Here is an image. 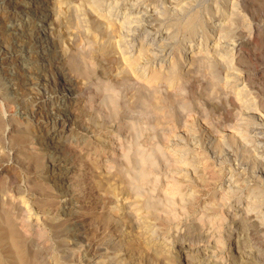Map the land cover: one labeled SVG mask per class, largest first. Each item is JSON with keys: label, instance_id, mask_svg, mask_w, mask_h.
Segmentation results:
<instances>
[{"label": "rangeland", "instance_id": "374dc122", "mask_svg": "<svg viewBox=\"0 0 264 264\" xmlns=\"http://www.w3.org/2000/svg\"><path fill=\"white\" fill-rule=\"evenodd\" d=\"M42 1L0 0V167L13 164L12 167H8L12 170L0 169V193H2L0 194V207L1 201L7 200L10 195L12 196V201L16 204H21L23 210L26 208L24 213L18 212L16 208L17 212H15L16 210L14 209L13 213L15 212V217H21L20 215L24 216L25 214V221L28 220L26 222L27 224H24L28 229L26 226V229L24 227L23 229L26 233L29 231V235L26 236V238L24 235L25 243L23 244L31 264H215V260H219V264H264V244H262L264 243V238H261L260 233L257 234L258 232L256 231L253 232L250 229L245 231L241 227V223L246 220V215L242 213V208H245V205L251 202H256L257 199L260 201L264 198V103L262 104L263 106L260 105V101L264 102V0H185L186 2H183L184 0H153L154 2L149 0L150 4L154 6L152 7L153 11L149 13L145 11L147 9L146 4H141V8L137 9L134 5L135 0H91L90 3L89 0ZM175 1L180 6L177 4L175 5ZM179 1L181 4L178 3ZM170 3H172L171 6L169 5ZM185 4L188 6H186L187 8L184 7ZM87 5L88 7H86ZM115 5L116 8L112 11V16L110 15L108 17L109 19L111 18V20L117 21L119 23L118 25L124 23V27L122 29L121 26L119 27L115 24L114 28L117 33L115 34L117 36H112L111 34L114 33V31H110L111 33L107 35L106 33L108 32L105 31L106 27L104 26L103 28L100 24V22H104L100 14H107L109 8H113ZM181 6H183V8ZM97 7L100 9L99 12H96V9H98ZM93 12L94 14L92 15ZM148 14L153 15L152 17H154V21H156L154 24L148 25L146 21L148 17H150ZM125 16L128 17V22L125 20ZM62 19H64V21ZM76 19L79 21L78 23L81 28H85L84 32L74 35V32V34H72L73 29H70L74 27V21H76ZM230 22L231 26H228ZM134 27L140 29L143 27L141 30L144 29L143 33L135 40L129 38ZM246 27L249 29H246ZM145 28L148 30H145ZM19 35H23L25 38H19ZM105 35L109 38H106ZM79 37L81 39L86 38L90 40L93 39V41L95 40L96 42H93V48L95 47L93 51L95 52L92 53L89 49L86 51V44L84 48H78V46H81L79 43H83L82 45H84L85 42L82 40H86H81ZM168 43L169 46L167 47L169 48L166 47V49H164V46ZM30 44L32 49H30ZM28 45L29 47H27ZM188 45H195L194 48L198 49L196 51L201 52L200 54H202V56L200 57L202 59L200 57L197 58L205 62H200L202 66L199 64V61L194 62L196 59L192 60L189 58V54L193 52L185 51ZM25 46L27 49L24 48ZM242 46L249 55L244 54V61L240 64L236 61V57L239 48ZM141 47L147 50L145 55L148 57L142 54V58L139 61L136 58L139 56V49ZM39 48L40 50L46 48L45 53L40 51ZM76 49H78V51ZM83 49L86 53L82 51ZM21 50L23 51L22 54H26L30 51L32 52H30L31 54L34 53L32 56L35 55V58H31L33 61L31 59L28 61L29 58H26L27 60L23 58L20 54ZM12 51L13 54L11 53ZM79 51L83 53L79 54ZM111 51H113V53ZM10 54L15 56L6 58L3 62L1 61L4 57H9ZM78 55L84 57L80 59ZM85 56L89 57L88 59L91 61V64L94 62L93 68L96 66L94 68V74L97 77H104L106 81L112 83L113 98L117 95V101H114L115 105L113 106L117 108L118 105V109H111V112L107 113L108 115H106V113H101V115L98 108H96L97 110L89 108L92 106L91 104H96L97 101H99V98L95 97V87L87 88L84 84V79L80 77L81 75H77V72L72 68L76 65L75 61H83ZM77 57H79V60H76L78 59ZM125 57L131 60L133 59L132 61L136 63L132 69L128 65V60ZM105 58L107 59L105 60ZM219 59L221 60L219 61ZM85 64H88V62L86 61ZM46 67H48V69H46ZM49 67L53 68L49 69ZM38 68H42L41 70L43 71L40 75H38V73L36 74ZM111 69L113 71H111ZM31 70L33 73L31 72L32 74L29 75ZM105 71L108 74H103ZM150 73L153 75L155 73L158 75L160 74L162 77L153 79V75ZM251 73H258L259 76L252 80L251 75L247 77L248 74ZM22 77L23 79L25 78L27 83L29 81V85H27L24 90H21L19 86V84L23 85L24 83L22 82ZM28 78L29 80H27ZM249 78L251 81L248 80ZM137 79H140L142 84L145 82V85L143 84L144 88H142V85L139 84L138 86V84L135 83ZM214 79L216 81H214ZM42 80H44L45 83ZM195 82H197L199 88H196L198 85ZM39 83L42 85L38 87L37 85ZM145 89H147V91ZM140 90H142V92H140ZM214 90L217 92H214ZM71 93L75 95L74 97L78 98H76L77 101L75 103L68 105L66 99L69 98L68 96ZM146 95H148V98ZM205 95L208 97L205 98ZM172 96H174V98ZM25 97V103H21L22 98ZM101 97L103 99V96ZM36 98L37 100H34ZM152 98H154V102L157 103H153L151 100ZM230 98L233 100L234 105H232ZM246 98L248 101H252L250 105H245L246 107L248 106L247 109L245 106L241 105ZM84 99L86 100V104L83 103L85 102L83 101ZM116 99L114 98V100ZM162 101H164L166 105ZM36 103L39 108L34 106ZM50 104L55 106L54 109L50 108ZM154 104L157 105L153 107ZM137 106H139L140 109ZM36 107L38 110L35 109ZM210 108L212 111H210ZM249 108L251 110L253 108V110L251 111ZM229 109L232 113L227 111ZM180 110L183 111L181 112ZM113 111L114 114H112ZM57 112L62 116L60 118L65 116L71 118V128L64 126L63 129L62 120H58V125L56 124L54 127H52V123H46V121H51L50 116L53 117L54 114H58ZM23 113H26L25 115L29 117L24 120L20 119ZM63 113L65 116H63ZM110 114L113 116L111 117ZM236 115L239 116L237 117ZM105 116H107L106 119H104ZM154 118H156V120ZM217 118H219V120H216ZM234 118L237 120H234ZM223 119L225 121H223ZM127 121L138 130L136 129L133 133L134 137L136 136L135 138L133 134L131 136V134L128 135L123 131L124 134L122 135L121 142H123L125 146L129 142L126 146L129 149H127L128 159L125 158L120 161V159H114L109 146L112 142L116 143L119 139L116 132L117 129L113 127L118 125L119 122ZM110 124H113L112 127ZM140 126L142 128H138ZM220 128L224 130H220ZM12 131L14 134L11 133ZM164 132L167 134L165 135ZM151 133L156 135H154L153 139L150 138L152 137ZM163 133L164 136H161ZM233 133L235 135H233ZM142 134V137L137 136ZM25 136L27 141L23 138ZM137 137V141H133L134 139L136 140ZM14 138H19L18 140L15 139L18 142L13 141ZM21 139L25 140L22 141ZM15 143L16 145H14ZM135 146H138L139 149H136ZM151 146H155L156 148L154 150L150 149L151 151L145 150V148L149 149ZM135 153L136 155L138 154V157L141 155H145L146 157L149 153L146 157L149 160V162H147V167L150 164V173L154 178L153 182L157 180L156 185L154 183H149L143 186L147 188L141 189L139 186L140 184L136 182V178L133 175L135 174L134 171H137L139 159L134 155ZM30 157L33 159H29ZM15 158H17V161ZM167 160L170 162H166ZM15 162L17 165L14 164ZM27 163L29 164L27 165ZM154 165L156 167H154ZM122 174L125 176L123 177ZM126 175L130 179L128 182H131V184L126 183ZM180 176L181 178H179ZM14 179L15 181L13 182ZM173 180L175 181L173 182ZM134 181L135 183L132 184ZM255 182L260 185H258L260 189H257L260 190L258 191L259 195H256V193H258L257 191L251 192V188L253 187L251 184ZM174 183L178 185L177 189L174 193H170L169 187H171V185L173 186ZM127 185L130 187L128 188ZM149 185L152 186L150 187ZM154 185L155 190H153ZM135 187L137 191L139 190L141 193L138 194L139 197L138 195L136 196L137 198L132 197L134 194L131 192L133 188L136 190ZM150 189L154 193H150ZM143 190H145L146 194L149 193L153 195L152 199L154 203H157L158 210L160 208L161 212L153 213V215L147 213L145 215V212H142V214L139 215L141 217H139V223H135L129 213V208L126 207L128 206V201L132 202L133 199L141 201L147 197L148 195L143 193ZM220 191L229 196V198H226L222 207V211L226 213L224 215L225 221L218 232L219 234L217 233V236L211 237L206 234L209 230V227H207L208 225L205 224L207 221L203 222V224L202 222L198 224L196 220L203 215L202 213L205 208L213 210V207L216 205L214 203H217L218 197L221 196L219 195ZM64 192L68 193L65 194ZM188 193L191 195L189 196ZM140 196L142 197L140 198ZM260 196H262V198ZM192 198L194 199L193 201ZM116 201H118V203H116ZM123 204L126 205L124 206ZM170 206L175 208L172 209ZM254 207L248 211V215L259 214V209ZM230 211L231 213L229 215ZM167 214L170 217L167 216L168 220L166 217ZM141 224H143V226ZM145 226H149L153 231L146 232L144 229ZM38 227H41L40 230L44 232L43 235L40 234V236L44 238L40 241L38 240L42 238L35 232L37 231L35 228ZM262 236L264 237V235ZM7 243L8 242H6V244ZM8 244L5 245L4 248L6 251L0 252V260H3L2 263L0 261L1 264H3V262L6 264L5 253L9 251ZM216 244L221 247L217 246L219 256L213 258L210 256H212L211 254L214 252L213 246ZM200 246L202 251L196 249L200 248ZM188 249H192L191 255L193 256L191 257V261L185 262L181 254L185 250V252L189 251ZM2 255L4 256L2 257ZM7 256H9L8 253ZM105 261L107 263H105Z\"/></svg>", "mask_w": 264, "mask_h": 264}, {"label": "bare ground", "instance_id": "6f19581e", "mask_svg": "<svg viewBox=\"0 0 264 264\" xmlns=\"http://www.w3.org/2000/svg\"><path fill=\"white\" fill-rule=\"evenodd\" d=\"M15 1V0H14ZM38 1V0H37ZM42 1V0H41ZM56 1V0H55ZM64 1V0H63ZM80 1V0H79ZM83 1V0H82ZM81 1V2H82ZM86 1V0H85ZM90 1L91 0H89V3H90ZM96 1V0H95ZM98 1V0H97ZM119 1V0H118ZM153 1V0H152ZM151 1V2H152ZM176 1H178V0H176ZM175 1V2H176ZM181 1V0H180ZM180 1L178 2V3H180ZM195 1V0H194ZM42 2H44V0L42 1ZM80 2V3H81ZM122 2V1H121ZM154 2V1H153ZM152 2V3H153ZM172 2V1H171ZM183 2H186L185 0L183 1ZM197 2V1H196ZM236 2V1H235ZM234 2V3H235ZM38 3V2H37ZM84 3V2H83ZM88 3V4H89ZM101 3H102V1H101ZM114 3V2H113ZM118 3V2H117ZM133 3V2H132ZM148 3V4H147ZM165 3V2H164ZM188 3V2H187ZM190 3H191V1H190ZM212 3V2H211ZM1 4V3H0ZM79 4V3H78ZM86 4V3H85ZM119 4H121V3H119ZM130 4V3H129ZM141 4H146V6H147V9L145 10L146 11V13H149V12H152L153 11V8L152 7H154L153 6V4H150V1L149 0H135L134 1V5L137 7V9L138 8H141ZM171 4L172 3H170L169 5L171 6ZM177 4V2L175 3V5ZM181 4V3H180ZM193 4V3H192ZM236 4V3H235ZM62 5V4H61ZM93 5V4H92ZM178 5V4H177ZM182 5H184V4H182ZM238 5V4H237ZM38 6V5H37ZM41 6V5H40ZM75 6H76V4H75ZM134 6V7H135ZM167 6H168V4H167ZM173 6V5H172ZM178 6H180V5H178ZM187 5L185 4V6L184 7H186ZM70 7V6H69ZM78 7V6H77ZM86 7H88V5L86 6ZM91 7H93V6H91ZM95 7V6H94ZM160 7V6H159ZM182 8H183V6H181ZM188 7V6H187ZM186 7V8H187ZM58 8V7H57ZM73 8V7H72ZM98 8V7H97ZM116 8V5H115V7H111V8H109V12L107 13V14H105V15H102V14H100V17H101V19H102V21H104V22H100V24L103 26V28H104V26L106 27V29H105V31H107L108 33H106L107 35L108 34H110L112 31H114V33H112L111 35L113 36V35H116L117 33H116V31H115V24H117V26H121L122 27V29H123V27H124V23L121 25H118L119 23L117 22V21H115V20H111V18L109 19V17L108 16H112V11L114 10ZM133 8V7H132ZM161 8V7H160ZM225 8V7H224ZM235 8V7H234ZM237 8H238V6H237ZM23 9V8H22ZM28 9V8H27ZM37 9V8H36ZM162 9V8H161ZM167 9H168V7H167ZM35 10V9H34ZM46 10V9H45ZM92 10V9H91ZM94 10V9H93ZM99 8L98 9H96V12L98 11L99 12ZM129 10H131V9H129ZM129 10H127V11H129ZM178 10V9H177ZM179 10H181V9H179ZM185 10V9H184ZM192 10V9H191ZM233 10V9H232ZM59 11H60V9H59ZM95 11V10H94ZM161 11H163V10H161ZM170 11V10H169ZM172 11V10H171ZM238 11V10H237ZM237 11H235V12H237ZM28 12V11H27ZM35 12H37V11H35ZM57 12V11H56ZM179 12H181V11H179ZM253 12V11H252ZM47 13V12H46ZM45 13V14H46ZM61 13V12H60ZM101 13V12H100ZM116 13V12H115ZM163 13H165V12H163ZM218 13V12H217ZM255 13V12H254ZM49 14V13H48ZM51 14V13H50ZM94 14V12L92 13V15ZM150 14H152V13H150ZM154 14V13H153ZM66 15V14H65ZM149 15V14H148ZM166 15V14H165ZM181 15V14H180ZM196 15V14H195ZM242 15V14H241ZM262 15V14H261ZM46 16V15H45ZM124 16V15H123ZM131 16V15H130ZM150 17H148V19L146 20L147 21V23H148V25L149 24H154L156 21H154L155 19H154V17H152L153 15H149ZM161 16V15H160ZM238 16H239V14H238ZM41 17V16H40ZM50 17H51V15H50ZM57 17V16H56ZM62 17V16H61ZM60 17V18H61ZM138 17H139V15H138ZM159 17V16H158ZM164 17V16H163ZM163 17H162V19H163ZM234 17V16H233ZM237 17V16H236ZM59 18V17H58ZM83 18V17H82ZM125 18V20L128 22L129 20H128V17H124ZM147 18V17H146ZM181 18V17H180ZM235 18V17H234ZM238 18V17H237ZM53 19V18H52ZM79 19V18H78ZM92 19H94V18H92ZM236 19V18H235ZM239 19V18H238ZM248 19V18H247ZM60 20V19H59ZM63 21H64V19H62ZM95 20V19H94ZM99 20V19H98ZM98 20H96V21H98ZM158 20V19H157ZM229 20V19H228ZM5 21V20H4ZM40 21V20H39ZM145 21V20H144ZM177 21V20H176ZM230 21V20H229ZM233 21V20H232ZM231 21V22H232ZM239 21V20H238ZM75 22V25H74V27L72 28L71 27V29L70 30H72V34H74V35H76V33H81V32H84V28L82 27L81 28V26H80V24L78 23L79 21L76 19V21H74ZM85 22V21H84ZM131 22V21H130ZM192 22V21H191ZM201 22V21H200ZM231 22H230V24L228 25V26H231ZM234 22V21H233ZM5 23V22H4ZM41 23V22H40ZM47 23V22H46ZM92 23V22H91ZM96 23V22H95ZM171 23V22H170ZM186 23V22H185ZM223 23V22H222ZM226 23V22H225ZM224 23V24H225ZM229 23V22H228ZM227 23V24H228ZM242 23V22H241ZM71 24H72V22H71ZM127 24V23H126ZM239 24V23H238ZM101 25H99V26H101ZM130 25V24H129ZM175 25V24H174ZM226 25V24H225ZM235 25V24H234ZM45 26H47V25H45ZM68 26H72V25H68ZM116 26V27H117ZM127 26H128V24H127ZM126 26V27H127ZM131 26H132V24H131ZM51 27V26H50ZM255 27V26H254ZM40 28V27H39ZM51 28H53V27H51ZM68 28V27H67ZM70 28V27H69ZM118 28V27H117ZM143 28V27H142ZM141 28V29H142ZM148 28V27H147ZM177 28H178V26H177ZM220 28V27H219ZM238 28V27H237ZM243 28V27H242ZM248 27H246V29H247ZM101 29V28H100ZM128 29H129V27H128ZM140 28H137V27H134L133 28V31L131 32V35H129V38H132V39H136V38H138L142 33H143V31H144V29L143 30H141ZM153 29V28H152ZM185 29V28H184ZM234 29H235V27H234ZM249 29V28H248ZM81 30H83V31H81ZM103 30V29H102ZM117 30V29H116ZM126 30V29H125ZM145 30H148V29H146L145 28ZM244 30V29H243ZM111 31V32H110ZM178 31V30H177ZM183 31V30H182ZM5 32V31H4ZM74 32V33H73ZM181 32V31H180ZM226 32H227V30H226ZM225 32V33H226ZM250 32V31H249ZM3 33V32H2ZM66 33V32H65ZM86 33V32H85ZM116 33V34H115ZM121 33H122V30H121ZM175 33V32H174ZM178 33H179V31H178ZM7 34V33H6ZM84 34V33H83ZM196 34V33H195ZM107 35H105L106 36V38L108 37ZM209 35V34H208ZM220 35V34H219ZM20 36V35H19ZM69 36V35H68ZM87 36V35H86ZM85 36V37H86ZM100 36V35H99ZM104 36V35H103ZM102 36V37H103ZM117 36V35H116ZM191 36V35H190ZM222 36V35H221ZM9 37V36H8ZM40 37V36H39ZM42 37V36H41ZM77 37V36H76ZM90 38H92L91 36H89ZM111 37V36H110ZM115 37V36H114ZM19 38H25V37H23V35H21ZM36 38V37H35ZM34 38V39H35ZM73 38V37H72ZM78 38V37H77ZM88 38V37H87ZM95 38H96V36H95ZM109 38V37H108ZM210 38V37H209ZM37 39V38H36ZM43 39V38H42ZM42 39H40V40H42ZM53 39V38H52ZM73 39H75V38H73ZM79 39H81L80 37H79ZM82 39H86V38H82ZM81 39V40H82ZM104 39V38H103ZM128 39V38H127ZM228 39V38H227ZM9 40V39H8ZM22 40V39H21ZM90 39H86V40H82V41H84L85 43H84V45H82L83 43H79V45H81V46H78V44H77V46H78V48L80 47V48H84L85 47V44L87 45V47H85V50L86 51H88V49H89V51L91 50V52L93 53V52H95V51H93L94 50V48H93V46H94V44H93V42L95 41H93V39L92 40H90ZM110 40V39H109ZM113 40V39H112ZM118 40V39H117ZM129 40V39H128ZM165 40V39H164ZM23 41H25V40H23ZM44 41V40H43ZM55 41V40H54ZM77 41V40H76ZM82 41H80V42H82ZM87 41V42H86ZM101 41H102V39H101ZM108 41V40H107ZM160 41V40H159ZM257 41V40H256ZM50 42H52V41H50ZM96 42V41H95ZM116 42V41H115ZM175 42V41H174ZM206 42V41H205ZM218 42V41H217ZM224 42V41H223ZM75 43V42H74ZM114 43V42H113ZM215 43V42H214ZM108 44V43H107ZM117 44V43H116ZM120 44V43H119ZM184 44V43H183ZM224 44H226V43H224ZM50 45V44H49ZM52 45V44H51ZM206 45V44H205ZM208 45V44H207ZM1 46V45H0ZM55 46H57V45H55ZM77 46H75V47H77ZM104 46V45H103ZM119 46V45H118ZM163 46V45H162ZM167 46H169V43L167 44V45H165L164 46V49H166V47ZM27 47H29V45L27 46ZM35 47V46H34ZM48 47V46H47ZM53 47V46H52ZM156 47V46H155ZM195 47V45H188L187 46V49L185 50V51H191V52H193V53H191V54H189V58H191L192 60H194V59H196V60H194V62L196 61V62H198L199 61V64H200V62L201 63H205V62H202V60L200 61V56H202V54H200L201 52L200 51H196V50H198V49H196V48H194ZM24 48H26V46L24 47ZM37 48H38V46H37ZM98 48V47H97ZM101 48H102V46H101ZM111 48V47H110ZM109 48V49H110ZM148 48V47H147ZM167 48H169V47H167ZM203 48V47H202ZM205 48V47H204ZM8 49V48H7ZM17 49V48H16ZM27 49V48H26ZM30 49H32V47H31V44H30ZM54 49V48H53ZM103 49V48H102ZM139 49V48H138ZM207 49V48H206ZM215 49H217V48H215ZM38 50V49H37ZM39 50H40V48H39ZM45 50H46V48H43V50L41 49L40 51H42L43 53H45ZM50 50H51V48H50ZM77 51H78V49H76ZM84 49L82 50V51H84L85 53H86V51H85ZM117 50V49H116ZM122 50V49H121ZM212 50V49H211ZM35 51V50H34ZM76 51V52H77ZM80 52L79 51V54L80 53H83V52ZM208 51H209V49H208ZM25 52H28V51H25ZM31 52V51H30ZM30 52H28V53H26V54H22L23 53V51L21 50L20 51V54L23 56V58H29L28 59V61L32 58V57H34V56H32L33 54H31ZM91 52H90V54H91ZM112 53H113V51H111ZM117 52V51H116ZM119 52V51H118ZM133 52V51H132ZM138 52V51H137ZM145 52H147V50H145V48L144 49H142V47L139 49V56H138V58H136V59H138L139 61H140V59L142 58L141 56H142V54H144L145 55ZM247 51H245L244 50V48H243V46L242 47H240L239 48V52H238V55H237V57H236V61L238 62V63H240L241 64V62L242 61H244V59H243V57H244V54H248V53H246ZM7 53V52H6ZM12 54H13V51L11 52ZM37 53V52H36ZM78 53V52H77ZM108 53V52H107ZM115 53V52H114ZM186 53V52H185ZM15 54V53H14ZM51 54V53H50ZM55 54V53H54ZM53 54V55H54ZM76 54V53H75ZM106 54V53H105ZM119 54V53H118ZM130 54V53H129ZM147 54V53H146ZM225 54V53H224ZM6 55V54H5ZM8 55H9V53H8ZM45 55H47V54H45ZM89 55V54H88ZM108 55V54H107ZM122 55V54H121ZM120 55V56H121ZM126 55V54H125ZM191 55V56H190ZM249 55V54H248ZM247 55V56H248ZM15 55H11L10 54V56L9 57H4L1 61L3 62L4 60H6V58H12V57H14ZM79 56V55H78ZM80 56H82V55H80ZM79 56V57H80ZM124 56V55H123ZM145 56H147V55H145ZM151 56V55H150ZM203 56H204V54H203ZM215 56V55H214ZM43 57H45V56H43ZM79 57H77L78 59H76V60H79ZM84 57V56H83ZM83 57H80V59H82ZM99 57V56H98ZM116 57V56H115ZM134 57H136V56H134ZM148 57V56H147ZM146 57V58H147ZM197 57H200L199 59L197 58ZM205 57H207V56H205ZM35 58V57H34ZM39 58V57H38ZM46 58V57H45ZM89 57H86L85 56V59L83 60V61H75L76 62V65L74 66V67H72L73 69H74V71L75 72H77V75L79 74V76L81 77V78H83L84 80L83 81H85L84 82V84H85V86H87V88L89 87V88H93V87H95V89L94 90H96V95H95V97H98L99 98V101H97V103L95 104H91L92 106H87V107H89L90 109H96V108H98L99 109V111H100V114L101 113H106V115H108L107 113L108 112H111V109L113 110H116V109H118V105H117V108H116V106H113V105H115L114 104V101H117V99H116V97H117V95H116V97H114L116 100H114V98H113V96L114 95H112V93H113V88H112V86H111V82H108V81H106V79L104 78V77H97L95 74H94V68L96 67V66H94V68H93V64H94V62H92V64H91V61L88 59ZM127 60H128V65L130 66V68L132 69L133 68V66H134V64H136L134 61H132L130 58H127V57H125ZM216 58H218V57H216ZM228 58V57H227ZM18 59V58H17ZM26 59V60H27ZM33 59V58H32ZM31 59V60H32ZM43 59V58H42ZM70 59V58H69ZM68 59V60H69ZM98 59V58H97ZM107 58H105V60H106ZM114 59V58H113ZM122 59H123V57H122ZM148 59V58H147ZM154 59V58H153ZM202 59V58H201ZM88 62V64H85L86 63V61ZM125 60V59H124ZM123 60V61H124ZM135 60V59H134ZM190 60V59H189ZM221 59H219V61H220ZM33 61V60H32ZM44 61V60H43ZM45 61H46V59H45ZM50 61V60H49ZM116 61V60H115ZM181 61V60H180ZM226 61V60H225ZM24 62V61H23ZM27 62V61H26ZM35 62V61H34ZM48 62V61H47ZM69 62V61H68ZM75 62H73V63H75ZM114 62V61H113ZM117 62V61H116ZM214 62V61H213ZM224 62V61H223ZM104 63V62H103ZM102 63V64H103ZM109 63V62H108ZM139 63V62H138ZM183 63V62H182ZM225 63V62H224ZM5 64V63H4ZM101 64V63H100ZM239 64V65H240ZM246 64V63H245ZM115 65V64H114ZM140 65V64H139ZM198 65V64H197ZM201 65V64H200ZM207 65H208V63H207ZM211 65V64H210ZM222 65H223V63H222ZM231 65V64H230ZM233 65V64H232ZM104 66V65H103ZM106 66V65H105ZM110 66V65H109ZM119 66V65H118ZM121 66V65H120ZM125 66V65H124ZM202 66V65H201ZM214 66V65H213ZM26 67V66H25ZM139 67V66H138ZM147 67V66H146ZM230 67V66H229ZM50 68H53V67H49V69ZM101 68H103V67H101ZM128 68V67H127ZM220 68V67H219ZM222 68V67H221ZM23 69V68H22ZM25 69V68H24ZM42 69V68H41ZM41 69H39L38 68V70H37V72H36V74L38 73V75H40V73L41 72H43ZM46 69H48V67H46ZM106 69V68H105ZM109 69V68H108ZM122 69V68H121ZM197 69H198V67H197ZM201 69V68H200ZM205 69V68H204ZM209 69V68H208ZM218 69V68H217ZM231 69H232V67H231ZM19 70H21V69H19ZM44 70V69H43ZM101 70V69H100ZM107 70V69H106ZM127 70V69H126ZM195 70V69H194ZM206 70V69H205ZM216 70V69H215ZM227 70V69H226ZM239 70V69H238ZM36 71V70H35ZM34 71V72H35ZM99 71V70H98ZM111 71H113L112 69H111ZM121 71V70H120ZM130 71V70H129ZM159 71V70H158ZM185 71V70H184ZM208 71V70H207ZM206 71V72H207ZM28 72V71H27ZM32 70L30 71V73H29V75H31L32 73ZM70 72V71H69ZM97 72V71H96ZM107 72L109 73V71L107 70ZM106 71L105 72H103V74L105 73V75H106V73H107ZM196 72H197V70H196ZM198 72H200V71H198ZM214 72V71H213ZM257 72V71H256ZM72 73V72H71ZM107 73V74H108ZM192 73V72H191ZM35 74V73H34ZM42 74H44V73H42ZM94 74V75H93ZM102 74V75H103ZM123 74V73H122ZM150 74H152V73H150ZM166 74V73H165ZM198 74V73H197ZM196 74V75H197ZM215 74V73H214ZM27 75V74H26ZM98 75V74H97ZM101 75V74H100ZM116 75V74H115ZM126 75V74H125ZM153 75V74H152ZM194 75V74H193ZM250 75H251V79L253 80V79H255V78H257L258 76H259V74L257 73V74H248V76L247 77H250ZM34 76V75H33ZM42 76V75H41ZM99 76V75H98ZM104 76V75H103ZM111 76V75H110ZM130 76V75H129ZM165 76V75H164ZM163 76V77H164ZM200 76V75H199ZM203 76V75H202ZM210 76V75H209ZM16 77V76H15ZM25 77V76H24ZM31 77V76H30ZM29 77V78H30ZM44 77V76H43ZM106 77V76H105ZM162 76L159 74H154L153 75V79H157V78H161ZM205 77V76H204ZM208 77V76H207ZM213 77H214V75H213ZM29 78L27 79V80H29ZM40 78V77H39ZM42 78V77H41ZM130 78V77H129ZM138 78V77H137ZM171 78H173V77H171ZM218 78V77H217ZM43 79V78H42ZM48 79V78H47ZM116 79V78H115ZM127 79V78H126ZM224 79V78H223ZM247 79V78H246ZM16 80V79H15ZM25 78L23 79V77H22V82H24L23 83V85H20L19 84V86H20V89L21 90H24V89H26V86L27 85H29L28 83H29V81H28V83H27V81H26V83H25ZM31 80H32V78H31ZM30 80V81H31ZM39 80V79H38ZM119 80V79H118ZM123 80V79H122ZM128 80V79H127ZM192 80V79H191ZM204 80V79H203ZM208 80V79H207ZM227 80V79H226ZM248 80H250V78L248 79ZM247 80V81H248ZM21 81V80H20ZM41 81V80H40ZM39 81V82H40ZM43 82H44V80H42ZM116 81V80H115ZM163 81V80H162ZM214 81H216L215 79H214ZM218 81V80H217ZM222 81V80H221ZM251 81V80H250ZM42 82V83H43ZM51 82V81H50ZM119 82V81H118ZM124 82V81H123ZM126 82V81H125ZM130 82V81H129ZM142 82V81H141ZM140 82V79H137L136 80V84H138V86H139V84L140 85H142V88H144V85L142 84ZM201 82V81H200ZM226 82V81H225ZM253 82V81H252ZM34 83V82H33ZM45 83V82H44ZM43 83V84H44ZM121 83V82H120ZM131 83V82H130ZM135 83H134V85H135ZM196 84H197V82H195ZM211 83V82H210ZM219 83H221V82H219ZM36 84V83H35ZM83 84V85H84ZM116 84V83H115ZM125 84V83H124ZM195 84V85H196ZM212 84H213V82H212ZM31 85V84H30ZM42 85V84H41ZM40 85V83L37 85L38 87L39 86H41ZM81 85V84H80ZM198 85V84H197ZM262 85V84H261ZM32 86V85H31ZM205 86V85H204ZM216 86V85H215ZM54 87V86H53ZM117 87V86H116ZM146 87V86H145ZM149 87V86H148ZM218 87V86H217ZM35 88H36V86H35ZM196 88H199V85H198V87H196ZM205 88V87H204ZM206 88H208V87H206ZM218 88H220V87H218ZM48 89V88H47ZM50 89V88H49ZM118 89V88H117ZM140 89V88H139ZM210 89V88H209ZM214 89V88H213ZM212 89V90H213ZM58 90V89H57ZM123 90V89H122ZM126 90H128V89H126ZM137 90V89H136ZM135 90V91H136ZM146 91H147V89H145ZM162 90V89H161ZM163 90H165V89H163ZM168 90V89H167ZM167 90H166V92H167ZM184 90V89H183ZM188 90V89H187ZM191 90H195V89H191ZM212 90H211V92H212ZM219 90V89H218ZM81 91V90H80ZM116 91V90H115ZM119 91V90H118ZM120 91H121V88H120ZM156 91V90H155ZM159 91H160V89H159ZM190 91V90H189ZM231 91V90H230ZM122 92V91H121ZM128 92V91H127ZM137 92V91H136ZM140 92H142V90H140ZM153 92V91H152ZM151 92V93H152ZM187 92V91H186ZM192 92H194V91H192ZM214 92H217L216 90H214ZM70 93V92H69ZM119 93V92H118ZM162 93H163V91H162ZM172 93V92H171ZM176 93V92H175ZM226 93V92H225ZM228 93V92H227ZM104 94V95H103ZM120 94V93H119ZM123 94V93H122ZM140 94V93H139ZM156 94V93H155ZM180 94V93H179ZM182 94V93H181ZM191 94V93H190ZM193 94V93H192ZM237 94V93H236ZM45 95V94H44ZM109 95V96H108ZM144 95V94H143ZM148 95H150V94H148ZM148 95H146L147 96V98H148ZM152 95V94H151ZM154 95V94H153ZM164 95H165V93H164ZM168 95V94H167ZM174 95V94H173ZM176 95H177V93H176ZM176 95H175V98H176ZM184 95V94H183ZM194 95V94H193ZM206 95H208V94H206ZM206 95H205V98H207L206 97ZM211 95H213V94H211ZM231 95V94H230ZM75 95L73 94V93H71L68 97V99H66L67 100V103H68V105H70L71 103L73 104V103H75L77 100H76V98H78V97H74ZM77 96H79V95H77ZM101 96H103V99H102V97ZM125 96V95H124ZM145 96V95H144ZM182 96V95H181ZM185 96H187V95H185ZM192 96V95H191ZM190 96V97H191ZM66 97H67V95H66ZM94 97V98H95ZM139 97H141V96H139ZM151 97V96H150ZM149 97V98H150ZM153 97V96H152ZM157 97H158V95H157ZM169 97V96H168ZM173 98H174V96H172ZM179 97V96H178ZM100 98H101V100H100ZM171 98V97H170ZM197 98V97H196ZM235 98V97H234ZM256 98V97H255ZM261 98V97H260ZM26 99V97L25 98H22V100H21V103H25V100ZM134 99V98H133ZM142 99V98H141ZM155 99H156V97H155ZM168 99V98H167ZM166 99V100H167ZM179 99V98H178ZM177 99V100H178ZM210 99V98H209ZM13 100V99H12ZM33 100V99H32ZM34 100H37V98L36 99H34ZM90 100V99H89ZM98 100V99H97ZM121 100H123V99H121ZM132 100V99H131ZM130 100V101H131ZM152 101H153V103H157V102H154V98H152L151 99ZM151 100H149V101H151ZM163 100V99H162ZM172 100V99H171ZM173 100H175V99H173ZM181 100V99H180ZM230 100H231V103H232V105H234L233 104V100L230 98ZM252 100V99H251ZM263 100V99H262ZM83 101H85V102H83V103H85L86 104V100L84 99ZM88 101V100H87ZM136 101V100H135ZM141 101V100H140ZM148 101V102H149ZM156 101V100H155ZM186 101V100H185ZM202 101V100H201ZM228 101V100H227ZM20 102V101H19ZM28 102H29V100H28ZM126 102V101H125ZM162 102H164V101H162ZM190 102V101H189ZM216 102V101H215ZM251 102L252 101H248L247 100V98L246 99H244V101L241 103V105L242 106H245V105H250L251 104ZM30 103V102H29ZM88 103V102H87ZM142 103V102H141ZM150 103V102H149ZM152 103V102H151ZM165 103V102H164ZM206 103V102H205ZM213 103V102H212ZM217 103V102H216ZM236 103V102H235ZM264 102L263 101H260V105H262ZM117 104V103H116ZM125 104V103H124ZM139 104V103H138ZM144 104V103H143ZM175 104V103H174ZM179 104V103H178ZM193 104V103H192ZM211 104V103H210ZM221 104V103H220ZM223 104V103H222ZM15 105V104H14ZM61 105V104H60ZM65 105V104H64ZM126 105V104H125ZM142 105V104H141ZM153 105V104H152ZM157 105V104H156ZM155 104H154V106L153 107H155L156 106ZM165 105H166V103H165ZM183 105H186V104H183ZM228 105V104H227ZM24 106V105H23ZM34 106H37V103L36 104H34ZM50 106V108H52V109H54V107L55 106H53L52 104H50L49 105ZM83 106V105H82ZM112 106H113V108H112ZM130 106V105H129ZM135 106V105H134ZM144 106V105H143ZM191 106V105H190ZM224 106V105H223ZM222 106V107H223ZM241 106V107H242ZM263 106V105H262ZM38 107V106H37ZM35 108L36 110H38V108ZM67 107V106H66ZM115 107V108H114ZM138 108H139V106H137ZM148 107V106H147ZM146 107V108H147ZM151 107V106H150ZM176 107H177V105H176ZM179 107V106H178ZM192 107V106H191ZM219 107V106H218ZM228 107V106H227ZM240 107V108H241ZM246 107V106H245ZM248 107V106H247ZM247 107H246V109H247ZM123 108V107H122ZM136 108V107H135ZM142 108V107H141ZM157 108V107H156ZM162 108V107H161ZM214 108V107H213ZM263 108V107H262ZM32 109V108H31ZM137 109V108H136ZM140 109V108H139ZM149 109V108H148ZM171 109V108H170ZM169 109V110H170ZM190 109V108H189ZM211 109V108H210ZM216 109V108H215ZM224 109V108H223ZM250 109V108H249ZM97 110V109H96ZM102 110V111H101ZM129 110H130V108H129ZM144 110V109H143ZM142 110V111H143ZM155 110V109H154ZM172 110V109H171ZM179 110V109H178ZM186 110H187V108H186ZM185 110V111H186ZM203 110V109H202ZM205 110V109H204ZM214 110V109H213ZM218 110H220V109H218ZM232 110H234V109H232ZM242 110V109H241ZM251 110V109H250ZM252 110H253V108H252ZM251 110V111H252ZM259 110V109H258ZM167 111V110H166ZM177 111V110H176ZM181 111V110H180ZM183 111V110H182ZM181 111V112H182ZM210 111H212V109L210 110ZM227 111H229L230 113H232L231 112V110L229 109V110H227ZM239 111V110H238ZM247 111V110H246ZM251 111H250V113H251ZM257 111V110H256ZM46 112H48V111H46ZM144 112V111H143ZM203 112V111H202ZM201 112V113H202ZM205 112V111H204ZM219 112V111H218ZM237 112V111H236ZM243 112V111H242ZM56 113V112H55ZM58 114H54L53 115V117L52 116H50L51 117V121H46V123H52V127H54L56 124H57V122H58V120H62L63 121V129H64V126L65 127H69V128H71L70 127V125H72V120H71V118H68V116H65V114L63 113V116H65V117H63V118H60V117H62V116H60V113L59 112H57ZM153 113V112H152ZM170 113V112H169ZM177 113V112H176ZM185 113V112H184ZM183 113V114H184ZM190 113V112H189ZM208 113V112H207ZM235 113V112H234ZM247 113V112H246ZM26 114V113H25ZM24 113L22 114V117H20V119H22V120H24L25 118H27V117H29V116H27V115H25ZM70 114V113H69ZM112 114H114V111H113V113ZM149 114V113H148ZM156 114V113H155ZM163 114V113H162ZM165 114V113H164ZM181 114V113H180ZM193 114V113H192ZM217 114V113H216ZM61 115H62V113H61ZM68 115V114H67ZM102 115V114H101ZM111 115V114H110ZM125 115V114H124ZM126 115H127V113H126ZM176 115V114H175ZM186 115V114H185ZM194 115V114H193ZM200 115H202V114H200ZM221 115V114H220ZM253 115V114H252ZM259 115V114H258ZM72 116V115H71ZM113 115H111V117H112ZM144 116V115H143ZM168 116H169V114H168ZM177 116V115H176ZM180 116V115H179ZM205 116H207V115H205ZM215 116V115H214ZM237 116V115H236ZM239 116V115H238ZM237 116V117H238ZM249 116V115H248ZM19 117V116H18ZM106 117L107 116H105L104 117V119H106ZM148 117V116H147ZM150 117H151V115H150ZM158 117V116H157ZM183 117V116H182ZM47 118V117H46ZM101 118V117H100ZM116 118V117H115ZM161 118V117H160ZM164 118H166V117H164ZM179 118V117H178ZM189 118V117H188ZM207 118V117H206ZM214 118V117H213ZM73 119V118H72ZM102 119V118H101ZM103 119V120H104ZM135 119H137V118H135ZM150 119V118H149ZM155 120H156V118H154ZM163 119V118H162ZM172 119V118H171ZM191 119V118H190ZM189 119V120H190ZM236 118H234V120H235ZM28 120V119H27ZM108 120V119H107ZM111 120V119H110ZM161 120V119H160ZM164 120V119H163ZM167 120H169V119H167ZM210 120V119H209ZM213 120V119H212ZM216 120H219V118H217ZM221 120V119H220ZM237 120V119H236ZM45 121V120H44ZM144 121V120H143ZM148 121V120H147ZM162 121V120H161ZM166 121V120H165ZM165 121H163V122H165ZM191 121V120H190ZM208 121V120H207ZM223 121H225L224 119H223ZM226 121H227V118H226ZM230 121V120H229ZM233 121V120H232ZM231 121V122H232ZM108 122V121H107ZM112 122H114V121H112ZM116 122V121H115ZM128 122V121H127ZM127 122H119L118 123V125H116V126H114L113 128H115L116 127V129H114V130H116V132H117V136L119 137V139L116 141V143L115 142H112L111 143V145L109 146L111 149H110V151H111V154L113 155V157H114V159L115 158H117V159H120V161L122 160V159H125V158H127V156H128V151H127V149H129V148H127L126 146H127V144L129 143H127L126 144V146L123 144V142H121V140H122V135L124 134V132L126 133V134H128V135H130L131 134V136H132V134L134 133V131H136V127H134V126H132V124H129V122L127 123ZM138 122V121H137ZM146 122V121H145ZM151 122V121H150ZM154 122V121H153ZM198 122H200V121H198ZM218 122H220V121H218ZM28 123V122H27ZM40 123H41V121H40ZM106 123V122H105ZM132 123V122H131ZM144 123V122H143ZM180 123H182V122H180ZM196 123V122H195ZM217 123V122H216ZM222 123V122H221ZM229 123V122H228ZM23 124H25V123H23ZM75 124V123H74ZM138 124V123H137ZM146 124V123H145ZM150 124V123H149ZM184 124V123H183ZM58 125V124H57ZM94 125V124H93ZM111 125V127H112V125L113 124H110ZM200 125V124H199ZM204 125V124H203ZM26 126V125H25ZM205 126V125H204ZM230 126V125H229ZM57 127V126H56ZM94 127V126H93ZM110 127V128H111ZM193 127V126H192ZM207 127V126H206ZM215 127V126H214ZM109 128V127H108ZM138 128H142L141 126L140 127H138ZM170 128H172V127H170ZM184 128H186V127H184ZM184 128H183V130H184ZM227 128V127H226ZM246 128V127H245ZM145 129V128H144ZM147 129V128H146ZM159 129V128H158ZM222 128H220V130H221ZM22 130V129H21ZM70 130V129H69ZM81 130V129H80ZM111 130V129H110ZM113 130V131H114ZM138 130V129H137ZM151 130V129H150ZM154 130V129H153ZM175 130V129H174ZM181 130H182V128H181ZM195 130V129H194ZM222 130H224V129H222ZM230 130H232V129H230ZM7 131V130H6ZM18 131V130H17ZM29 131V130H28ZM124 131V132H123ZM251 131H252V129H251ZM15 132V131H14ZM139 132V131H138ZM141 132V131H140ZM180 132V131H179ZM192 132H195V131H192ZM11 133H13V131L11 132ZM20 133V132H19ZM74 133V132H73ZM136 133V132H135ZM141 133H143V132H141ZM165 133V132H164ZM164 133H163V135L161 134V136H164ZM223 133V132H222ZM231 133V132H230ZM5 134V133H4ZM14 134V133H13ZM27 134V133H26ZM152 134V133H151ZM167 133H165V135H166ZM170 134V133H169ZM192 134V133H191ZM212 134V133H211ZM217 134V133H216ZM220 134V133H219ZM245 134V133H244ZM31 135V134H30ZM136 135V134H135ZM145 135V134H144ZM155 135V134H154ZM154 135L152 134V137H150V138H152L153 139V137H154ZM158 135V134H157ZM218 135V134H217ZM233 135H235L234 133H233ZM16 136V135H15ZM22 136V135H21ZM27 136H29V135H27ZM66 136V135H65ZM138 137H142L143 136V134L142 135H137ZM151 136V135H150ZM156 136V135H155ZM160 136V135H159ZM173 136V135H172ZM189 136V135H188ZM191 136V135H190ZM211 136V135H210ZM239 136H241V135H239ZM247 136V135H246ZM13 137V136H12ZM64 137V136H63ZM110 137V136H109ZM133 137H134V134H133ZM136 137V136H135ZM134 137V138H135ZM138 137L136 138V140L134 139L133 141H137V139H138ZM186 137V136H185ZM23 138H25L26 139V141H27V138H26V136L25 137H23ZM167 138V137H166ZM198 138V137H197ZM203 138V137H202ZM232 138V137H231ZM16 138H14V140L13 141H16V140H18V139H16ZM25 139H21L22 141L23 140H25ZM56 139V138H55ZM107 139H108V137H107ZM151 139V140H152ZM155 139V138H154ZM165 139V138H164ZM167 139H170V138H167ZM206 139V138H205ZM210 139V138H209ZM242 139V138H241ZM3 140V139H2ZM6 140V139H5ZM34 140V139H33ZM140 140V139H139ZM144 141H146L145 139H143ZM175 140V139H174ZM30 141V140H29ZM141 141H142V138H141ZM149 141V140H148ZM165 141V140H164ZM179 141V140H178ZM241 141V140H240ZM7 142V141H6ZM16 142H18V141H16ZM32 142V141H31ZM132 142V141H131ZM149 142H151V141H149ZM155 142V141H154ZM196 142V141H195ZM199 142V141H198ZM238 142V141H237ZM246 142V141H245ZM62 143V142H61ZM140 143V142H139ZM144 143H146V142H144ZM179 143V142H178ZM234 143H235V141H234ZM239 143V142H238ZM244 143V142H243ZM21 144V143H20ZM23 144V143H22ZM24 144H25V142H24ZM27 144V143H26ZM215 144V143H214ZM14 145H16V143L14 144ZM19 145V144H18ZM132 145V144H131ZM131 145H129V146H131ZM139 145H141V144H139ZM144 145H146V144H144ZM167 145V144H166ZM191 145V144H190ZM197 145V144H196ZM219 145V144H218ZM217 145V146H218ZM253 145V144H252ZM21 146V145H20ZM19 146V147H20ZM143 146V145H142ZM164 146V145H163ZM25 147V146H24ZM51 147V146H50ZM136 147V146H135ZM141 147V146H140ZM172 147V146H171ZM216 147V146H215ZM253 147V146H252ZM107 148V147H106ZM139 149V147L137 146L136 147V149ZM142 148V147H141ZM140 148V149H141ZM149 148V147H148ZM156 147L155 146H151L149 149H147V148H145V150H154ZM217 148V147H216ZM249 148V147H248ZM21 149V148H20ZM143 149V148H142ZM158 149V148H157ZM203 149V148H202ZM144 150V149H143ZM150 150V151H151ZM189 150V149H188ZM127 151V152H126ZM134 151V150H133ZM149 151V152H150ZM2 152V151H1ZM34 152V151H33ZM60 152V151H59ZM157 152H159V151H157ZM167 152V151H166ZM31 153V152H30ZM35 153V152H34ZM255 153V152H254ZM6 154V153H5ZM13 154V153H12ZM23 154H25V153H23ZM27 154V153H26ZM149 154V153H148ZM148 154H147V156H148ZM159 154V153H158ZM157 154V155H158ZM168 154V153H167ZM205 154V153H204ZM14 155V154H13ZM12 155V156H13ZM18 155V154H17ZM29 155V154H28ZM36 155V154H35ZM112 155H110V156H112ZM134 155H136V153L134 154ZM165 155V154H164ZM249 155V154H248ZM1 156V155H0ZM137 157H138V154L136 155ZM146 156V157H147ZM150 156H151V154H150ZM153 156V155H152ZM160 156V155H159ZM168 156H169V154H168ZM173 156V155H172ZM10 157V156H9ZM112 157V158H113ZM145 157V155H141V156H139L138 157V163H139V165H137L136 167H137V171L135 172L134 171V177L136 178V182L138 183V184H140L139 186L141 187V189L142 188H147V187H143V186H145V185H147V184H149V183H154L155 185H156V182H157V180H155V182H153L154 180V178L152 177V174L150 173V168L151 167H149L150 166V164H149V166L147 167V162H149V160L147 159ZM182 157V156H181ZM6 158V157H5ZM19 158H21V157H19ZM28 158V157H27ZM26 158V159H27ZM149 158V157H148ZM151 158V157H150ZM170 158H171V156H170ZM173 158H176V157H173ZM1 159V158H0ZM16 159V161H17V158H15ZM29 159H31V157L29 158ZM33 159V158H32ZM31 159V160H32ZM128 159V158H127ZM136 159V158H135ZM195 159V158H194ZM4 160V159H3ZM19 160V159H18ZM22 160H23V157H22ZM35 160V159H34ZM137 160V159H136ZM162 160V159H161ZM252 160V159H251ZM15 161V160H14ZM41 161V160H40ZM57 161H59V160H57ZM151 161V160H150ZM169 160H167L166 162H168ZM172 161V160H171ZM174 161V160H173ZM191 161V160H190ZM198 161V160H197ZM205 161V160H204ZM7 162V161H6ZM26 162H27V160H26ZM119 162V161H118ZM170 162V161H169ZM181 162V161H180ZM261 162V161H260ZM25 163V162H24ZM36 163V162H35ZM38 163V162H37ZM59 163V162H58ZM137 163V162H136ZM136 163H135V165H136ZM172 163V162H171ZM179 163V162H178ZM191 163V162H190ZM195 163V162H194ZM208 163V162H207ZM8 164V163H7ZM11 164V163H10ZM14 164H16V162L14 163ZM19 164V163H18ZM29 163H27V165H28ZM39 164V163H38ZM96 164V163H95ZM206 164V163H205ZM210 164V163H209ZM256 164V163H255ZM5 165V164H4ZM17 165V164H16ZM22 165V164H21ZM25 165V164H24ZM23 165V166H24ZM32 165H33V161H32ZM106 165V164H105ZM128 165V164H127ZM166 165V164H165ZM169 165V164H168ZM173 165V164H172ZM13 166V164H11V165H6L5 167H0V169H11V168H8V167H12ZM41 166V165H40ZM95 166V165H94ZM93 166V167H94ZM163 166V165H162ZM167 166V165H166ZM174 166V165H173ZM178 166V165H177ZM180 166V165H179ZM183 166V165H182ZM182 166H181V168H182ZM203 166V165H202ZM208 166V165H207ZM255 166V165H254ZM258 166V165H257ZM28 167V166H27ZM31 167V166H30ZM99 167V166H98ZM112 167V166H111ZM135 167V168H136ZM154 167H156L155 165H154ZM169 167V166H168ZM119 169V168H118ZM120 169H122V168H120ZM177 169V168H176ZM179 169H180V167H179ZM191 169V168H190ZM203 169V168H202ZM201 169V170H202ZM222 169V168H221ZM254 169V168H253ZM12 170V169H11ZM60 170V169H59ZM110 170V169H109ZM152 170V169H151ZM54 171V170H53ZM119 171V170H118ZM156 171V170H155ZM158 172H159V170H158ZM193 172V171H192ZM230 172V171H229ZM4 173H5V171H4ZM9 173V172H8ZM126 173V172H125ZM127 173H129V172H127ZM167 173V172H166ZM210 173H212V172H210ZM217 173V172H216ZM234 173V172H233ZM251 173H253V172H251ZM13 174V173H12ZM34 174V173H33ZM52 174H53V172H52ZM124 174V173H123ZM122 174V176L124 177L125 175H123ZM174 174V173H173ZM173 174H172V176H173ZM176 174V173H175ZM185 174V173H184ZM206 174V173H205ZM214 174V173H213ZM219 174V173H218ZM1 175V174H0ZM179 175V174H178ZM185 175H187V174H185ZM194 175V174H193ZM197 175V174H196ZM217 175V174H216ZM255 175V174H254ZM127 176V175H126ZM157 176V175H156ZM202 176V175H201ZM242 176V175H241ZM159 177V176H158ZM178 177V176H177ZM184 177V176H183ZM207 177H208V175H207ZM1 178V177H0ZM132 178V177H131ZM179 178H181V176L179 177ZM204 178V177H203ZM202 178V179H203ZM206 178V177H205ZM211 178V177H210ZM12 179V178H11ZM238 179V178H237ZM254 179V178H253ZM252 179V180H253ZM256 179V178H255ZM128 180H130L129 178H128V176H127V178L125 179V181H126V183H128V184H131V182H128ZM132 180V179H131ZM170 180V179H169ZM231 180V179H230ZM6 181V180H5ZM15 181V179L13 180V182ZM37 181V180H36ZM175 180H173V182H174ZM184 181V180H183ZM26 182V181H25ZM40 182V181H39ZM169 182V181H168ZM199 182V181H198ZM202 182V181H201ZM257 182V181H256ZM253 183V184H251V185H253V187L251 188V192H254V191H260V190H257V189H260L259 188V184H257V183ZM261 182V181H260ZM41 183V182H40ZM135 183V181L132 183V184H134ZM165 183V182H164ZM175 183H177V182H175ZM174 183V185L172 186L171 185V187H169L170 188V190H169V192L170 193H174L175 191H176V189H177V186L178 185H176ZM206 183V182H205ZM212 183V182H211ZM1 184V183H0ZM13 184V183H12ZM27 184V183H26ZM35 184V183H34ZM173 184V183H172ZM202 184V183H201ZM257 184V185H256ZM264 184V183H263ZM43 185V184H42ZM155 185L153 186V190H155L154 188H155ZM214 185V184H213ZM259 185V186H258ZM41 186V185H40ZM109 186V185H108ZM128 186V185H127ZM126 186V187H127ZM135 186V185H134ZM150 187L152 186V185H149ZM148 186V187H149ZM193 186V185H192ZM6 187V186H5ZM130 186H128V188H129ZM133 187V186H132ZM136 187H138L137 185H136ZM136 187H135V189H136ZM190 187V186H189ZM227 187V186H226ZM3 188V187H2ZM32 188V187H31ZM31 188H30V190H31ZM42 188V187H41ZM110 188V187H109ZM218 188V187H217ZM248 188V187H247ZM5 189V188H4ZM3 189V190H4ZM17 189V188H16ZM108 189V188H107ZM132 189V188H131ZM138 189H139V187H138ZM167 189V188H166ZM179 189V188H178ZM181 189V188H180ZM253 189V190H252ZM66 190V189H65ZM64 190V191H65ZM109 190H111V189H109ZM151 190V189H150ZM183 190V189H182ZM198 190V189H197ZM16 191H18V190H16ZM63 191V190H62ZM70 191V190H69ZM129 191V190H128ZM142 191V190H141ZM147 191V190H146ZM180 191V190H179ZM230 191V190H229ZM131 192L134 194L132 197H136L140 192H139V190L137 191V189L136 190H134V188L131 190ZM138 192V193H137ZM151 192H153L152 190L150 191V193ZM224 192V191H223ZM262 192V191H261ZM39 193V192H38ZM47 193V192H46ZM65 193V192H64ZM64 193H63V195H64ZM68 193V192H67ZM67 193H65V194H67ZM113 193V192H112ZM114 193H116V192H114ZM143 193H145L146 194V192H145V190H143ZM154 193V192H153ZM195 193H197V192H195ZM200 193V192H199ZM212 193V192H211ZM235 193V192H234ZM0 194H2V193H0ZM4 194V193H3ZM70 194V193H69ZM141 194V193H140ZM189 194V193H188ZM243 194V193H242ZM259 195V192L258 193H256V195ZM261 194V193H260ZM59 195V194H58ZM130 195H132V194H130ZM144 195V194H143ZM146 195H148L147 197H145L144 199H142L141 201H137L136 199L134 200H132V202H129L128 200V206L126 207V208H129V213L131 214V217L134 219V221H135V223H139V215L140 214H142V212H145L144 214L146 215V213L147 214H149V215H153V213L155 214V213H159V212H161V210H160V208H159V210H158V207H157V203H154V200L152 199V194H149V193H147ZM164 195V194H163ZM191 194H189V196H190ZM219 195H221L220 197H218V201H217V203H214V204H216L214 207H213V210H211V209H209V208H205V210L203 211V215L201 216V217H199L198 218V220H196V222H198V224L200 223L201 224V222H202V224H203V222H206L205 224L206 225H208L207 227H209V230H208V232H206V234L207 235H210L211 237H214V236H217L216 234L220 231V229L222 228V226H223V224H224V221H225V217H224V215L226 214V213H224V211H222V207H223V203L226 201V198L228 197L229 198V196H227L228 194H226V193H222V191H220V193H219ZM234 195V194H233ZM7 196H8V194H7ZM10 196V195H9ZM9 196H8V199L7 200H3V201H1V207H0V252H4V251H6L4 248H5V245H7L8 243V245H9V251H8V248H7V253H8V255L9 256H7V253H5L6 255V264H31V261H30V259H29V257L27 256V254H26V250L24 249L25 247H24V244L23 243H25L24 242V235H25V238H26V236H28L29 235V231H27L28 233H26V231L23 229V227L25 228V226L26 225H24L27 221H25V218H24V216H25V214H24V216L23 215H20L21 217H15L14 216V213L15 212H17V210H18V212H20V213H24V210L26 209V208H24V210H23V207L21 206V204H16L14 201H12V196H10V198H9ZM66 196V195H65ZM65 196H64V198H65ZM69 196V195H68ZM116 196V195H115ZM128 196V195H127ZM166 196V195H165ZM171 196V195H170ZM235 196V195H234ZM233 196V197H234ZM264 196V195H263ZM117 197V196H116ZM129 197H131V196H129ZM128 197V198H129ZM138 197H139V195H138ZM142 196H140V198H141ZM193 197V196H192ZM239 197V196H238ZM261 198H262V196H260ZM137 198V197H136ZM168 198H169V196H168ZM173 198V197H172ZM187 198V197H186ZM196 198V197H195ZM260 198V199H261ZM4 199V198H3ZM114 199H115V197H114ZM119 199V198H118ZM127 199V198H126ZM160 199V198H159ZM163 199V198H162ZM161 199V200H162ZM170 199V198H169ZM175 199H176V197H175ZM215 199V198H214ZM112 200V199H111ZM131 200V199H130ZM138 200H139V198H138ZM173 200V199H172ZM194 199L192 198V201H193ZM17 201V200H16ZM21 201H22V199H21ZM114 201V200H113ZM188 201H189V197H188ZM191 201V202H192ZM26 202V201H25ZM48 202V201H47ZM123 202V201H122ZM124 202H125V200H124ZM162 202V201H161ZM165 202V201H164ZM179 202V201H178ZM196 202V201H195ZM116 203H118V201H116ZM168 203V202H167ZM186 203H187V201H186ZM166 204V203H165ZM171 204V203H170ZM170 204H168V205H170ZM181 204V203H180ZM185 204V203H184ZM210 204V203H209ZM117 205V204H116ZM124 205V204H123ZM126 205V204H125ZM124 205V206H125ZM192 205V204H191ZM110 206V205H109ZM120 206V205H119ZM171 206H173V205H171ZM170 206V208H172ZM210 206V205H209ZM212 206H213V204H212ZM255 206V207H254ZM49 207V206H48ZM160 207V206H159ZM168 207V206H167ZM190 207V206H189ZM188 207V208H189ZM193 207V206H192ZM239 207V206H238ZM258 208L259 209V211H258V213L259 214H255V215H248V211H250L252 208ZM17 210H16V209ZM42 208V207H41ZM46 208V207H45ZM175 208V207H174ZM174 208H172V209H174ZM191 208V207H190ZM211 208V207H210ZM16 210L14 213H13V210ZM166 209V208H165ZM203 209V208H202ZM243 210H242V213H244L246 216H245V218H246V220H244L242 223H241V227H242V229L243 230H245V231H247V230H251V231H253V232H258L257 234H259L260 233V237L261 238H264L262 235H264V198H262V200H260V201H258V199H257V201L256 202H251L250 204H248V205H245V208H242ZM126 210V209H125ZM180 210H182V209H180ZM186 210V209H185ZM121 211V210H120ZM157 211V212H156ZM166 211V210H165ZM169 211V210H168ZM192 211V210H191ZM167 213H169V212H167ZM184 213V212H183ZM187 213V212H186ZM230 213H231V211L229 212V215H230ZM234 213V212H233ZM29 214V213H28ZM28 214H27V216H28ZM121 214V213H120ZM244 214H243V216H244ZM260 214H261V216H260ZM16 215V214H15ZM18 215V214H17ZM111 215V214H110ZM118 215V214H117ZM127 215H128V212H127ZM170 215H171V212H170ZM194 215V214H193ZM201 215V214H200ZM199 215V216H200ZM228 215V214H227ZM237 215V214H236ZM242 215V214H241ZM263 215V216H262ZM130 216V215H129ZM142 216V215H141ZM168 216V214L166 215V217ZM150 217V216H149ZM169 217V216H168ZM168 217H167V220H168ZM234 217V216H233ZM141 218V217H140ZM164 218H165V216H164ZM170 218V217H169ZM244 218V217H243ZM244 218V219H245ZM126 219H127V217H126ZM157 219V218H156ZM171 219H172V217H171ZM237 219V218H236ZM173 220H174V216H173ZM202 220V221H201ZM227 220V219H226ZM169 221H171V220H169ZM37 222V221H36ZM45 222V221H44ZM27 224V223H26ZM49 225V224H48ZM142 226H143V224H141ZM155 225V224H154ZM29 226V225H28ZM39 226V225H38ZM137 226V225H136ZM27 227V226H26ZM54 227V226H53ZM157 227V226H156ZM179 227H180V225H179ZM203 227V226H202ZM120 228V227H119ZM200 228V227H199ZM26 229V228H25ZM27 229H28V227H27ZM41 227L39 228H35V230H37V231H35L38 235H39V237L40 238H42V239H39V238H37V239H39L38 241H40V240H43L44 238H43V236L41 237L40 236V234L41 235H43V233L44 232H42L41 230ZM145 231L146 232H150V231H153V229H150L149 228V226H145ZM147 229V230H146ZM157 229V228H156ZM198 229V228H197ZM201 229V228H200ZM203 229V228H202ZM161 230V229H160ZM58 231V230H57ZM169 231V230H168ZM207 231V230H206ZM42 232V233H41ZM202 232H203V230H202ZM205 232V231H204ZM35 233V234H36ZM152 233V232H151ZM168 233V232H167ZM181 233V232H180ZM179 233V234H180ZM166 234V233H165ZM175 234V233H174ZM219 234V233H218ZM256 234V235H257ZM57 235H58V233H57ZM154 235V234H153ZM152 235V236H153ZM201 235H202V233H201ZM255 235V236H256ZM44 236H45V234H44ZM46 237V236H45ZM162 237V236H161ZM164 237H166V236H164ZM196 237V236H195ZM199 237V236H198ZM201 237V236H200ZM210 237V238H211ZM259 237V236H258ZM260 238V239H261ZM28 239V238H27ZM32 239V238H31ZM34 239V238H33ZM214 239V238H213ZM187 240V239H186ZM210 240V239H209ZM231 240V239H230ZM258 240V239H257ZM156 241V240H155ZM215 241V240H214ZM243 241V240H242ZM261 241V240H260ZM6 242H8L7 244H6ZM213 242V241H212ZM28 243V242H27ZM48 243V242H47ZM215 243V242H214ZM218 243V242H217ZM244 243V242H243ZM41 244V243H40ZM219 244V243H218ZM218 244H216V245H214L212 248H213V253L211 254L212 256H210V257H213V258H217L218 256H219V254H218V250H217V246L218 247H221V246H219ZM262 244H264V243H262ZM37 245V244H36ZM43 245V244H42ZM248 245V244H247ZM167 246V245H166ZM34 247H35V245H34ZM50 247V246H49ZM191 247V246H190ZM203 248H205L204 246H202ZM254 247V246H253ZM185 248H186V245H185ZM193 248V247H192ZM211 248V249H212ZM225 248V247H224ZM159 249V248H158ZM164 249V248H163ZM180 249V248H179ZM198 251H202L201 249V246H200V248H196ZM44 250V249H43ZM182 250V249H181ZM189 250V249H188ZM192 250V249H191ZM191 250H189V251H187V252H185L184 250V252L181 254V256H182V259L186 262V261H191V257L193 256V255H191ZM237 250V249H236ZM37 251V250H36ZM39 251H41V250H39ZM158 252V251H157ZM241 252V251H240ZM256 252H257V250H256ZM10 253V254H9ZM47 253V252H46ZM4 254V253H3ZM38 254V253H37ZM155 254V253H154ZM166 254V253H165ZM207 254V253H206ZM249 254V253H248ZM252 254V253H251ZM259 254H261V253H259ZM196 255V254H195ZM201 255V254H200ZM246 255H247V253H246ZM4 255H2V257H3ZM30 256V255H29ZM120 256V255H119ZM32 257V256H31ZM42 257V256H41ZM113 257V256H112ZM205 257V256H204ZM35 258H37V257H35ZM108 258V257H107ZM152 258V257H151ZM179 258V257H178ZM220 258V257H219ZM41 259V258H40ZM39 259V260H40ZM104 259V258H103ZM115 259H117V258H115ZM180 259V258H179ZM35 260V259H34ZM42 260H45V259H42ZM109 260V259H108ZM154 260V259H153ZM162 260V259H161ZM192 260H193V258H192ZM262 260V259H261ZM1 261V260H0ZM3 261V260H2ZM2 261H1V263H2ZM113 261V260H112ZM111 261V262H112ZM122 261V260H121ZM34 262H36V261H34ZM41 262V261H40ZM116 262H118V261H116ZM215 262L217 263V264H219L218 262H219V260H215ZM242 262H243V260H242ZM0 263V264H1ZM104 263V262H103ZM105 263H107L106 261H105ZM166 263V262H165ZM191 263V262H190ZM209 263V262H208ZM215 263V264H216ZM3 264H4V262H3ZM34 264V263H33ZM35 264H37V263H35ZM40 264H42V263H40ZM98 264V263H97ZM101 264V263H100ZM121 264V263H120ZM206 264V263H205ZM214 264V263H213Z\"/></svg>", "mask_w": 264, "mask_h": 264}]
</instances>
